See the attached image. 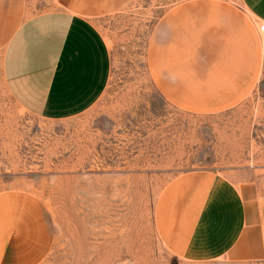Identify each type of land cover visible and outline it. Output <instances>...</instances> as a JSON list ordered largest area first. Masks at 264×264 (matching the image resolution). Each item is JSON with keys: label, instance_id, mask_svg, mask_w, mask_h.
<instances>
[{"label": "crops", "instance_id": "0c3cea01", "mask_svg": "<svg viewBox=\"0 0 264 264\" xmlns=\"http://www.w3.org/2000/svg\"><path fill=\"white\" fill-rule=\"evenodd\" d=\"M134 0H0L3 84L27 112L74 118L103 97L109 40L100 23ZM264 0H181L156 16L145 46L152 88L193 114L264 99ZM162 243L183 264L264 262V174L193 170L173 178L154 207ZM54 243L43 201L0 192V264H40Z\"/></svg>", "mask_w": 264, "mask_h": 264}, {"label": "rangeland", "instance_id": "374dc122", "mask_svg": "<svg viewBox=\"0 0 264 264\" xmlns=\"http://www.w3.org/2000/svg\"><path fill=\"white\" fill-rule=\"evenodd\" d=\"M179 1L134 0L101 21L109 84L74 118L22 109L3 84L0 59V192L30 191L47 206L54 243L40 264H183L155 229L163 188L193 170L264 174L259 89L231 110L199 115L171 106L150 84L151 23Z\"/></svg>", "mask_w": 264, "mask_h": 264}, {"label": "built area", "instance_id": "2783aa9c", "mask_svg": "<svg viewBox=\"0 0 264 264\" xmlns=\"http://www.w3.org/2000/svg\"><path fill=\"white\" fill-rule=\"evenodd\" d=\"M259 29H260V30H263V29H264V26H260Z\"/></svg>", "mask_w": 264, "mask_h": 264}]
</instances>
